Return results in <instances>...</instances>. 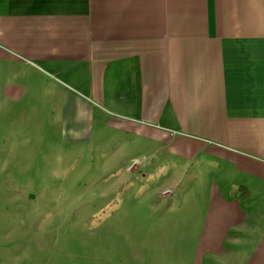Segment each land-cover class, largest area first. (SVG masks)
<instances>
[{"label": "crops", "instance_id": "obj_1", "mask_svg": "<svg viewBox=\"0 0 264 264\" xmlns=\"http://www.w3.org/2000/svg\"><path fill=\"white\" fill-rule=\"evenodd\" d=\"M96 123L139 151L116 174L158 166L193 200L82 264H264V0H0V167Z\"/></svg>", "mask_w": 264, "mask_h": 264}, {"label": "rangeland", "instance_id": "obj_2", "mask_svg": "<svg viewBox=\"0 0 264 264\" xmlns=\"http://www.w3.org/2000/svg\"><path fill=\"white\" fill-rule=\"evenodd\" d=\"M101 125L96 123L93 139L82 144L62 140L61 129L49 128L52 144L10 147L15 149L11 159L0 167L1 264H82L83 250L110 248L107 236L144 235L145 226H131L126 220L151 212L162 217L168 203L193 200L180 188L163 195L172 184L158 166L146 176L121 172L123 179L119 178L116 172L123 166L119 168L115 155L123 154L125 161L139 156V151L125 144L120 148L121 136L127 142L132 139L116 130L99 134ZM5 147L0 146V154ZM133 243L147 245L148 252L158 251L154 245L163 248L158 240ZM124 244L131 240L124 238Z\"/></svg>", "mask_w": 264, "mask_h": 264}, {"label": "built area", "instance_id": "obj_3", "mask_svg": "<svg viewBox=\"0 0 264 264\" xmlns=\"http://www.w3.org/2000/svg\"><path fill=\"white\" fill-rule=\"evenodd\" d=\"M137 163H138L137 161L134 162V164H137Z\"/></svg>", "mask_w": 264, "mask_h": 264}]
</instances>
